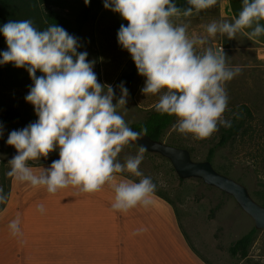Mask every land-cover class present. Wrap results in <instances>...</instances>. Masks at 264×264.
Wrapping results in <instances>:
<instances>
[{
  "label": "clouds",
  "instance_id": "1",
  "mask_svg": "<svg viewBox=\"0 0 264 264\" xmlns=\"http://www.w3.org/2000/svg\"><path fill=\"white\" fill-rule=\"evenodd\" d=\"M83 3L88 6L90 0ZM186 4L180 8L175 0H103L104 9L126 21L119 27L117 43L144 78L142 94L158 96L154 109L176 118L173 130L202 140L221 126H232L224 116L229 100L225 85L241 72L239 66L227 64L222 46L209 41L218 34L228 40L238 33L260 36L264 0H242L238 17L214 20L202 26V33H189V23L183 20L230 0H186ZM0 36L6 45L0 65L26 70L32 84L24 99L37 117L8 134L6 144L16 155L8 161L6 175L49 194L69 186L95 193L109 184L115 192L114 211L126 213L151 205L156 185L139 168L145 148L140 146L123 163L118 159L129 141L137 139L118 112L126 108L129 95L124 82L116 88L98 82L94 62L87 59L86 51H79L80 40L57 24L38 30L31 20H10L0 26ZM57 150L59 158L48 168L29 164ZM125 172L141 179L113 183L115 174ZM5 200L0 188V203ZM38 210L44 211L42 204ZM9 229L13 235L19 232L18 218Z\"/></svg>",
  "mask_w": 264,
  "mask_h": 264
},
{
  "label": "rangeland",
  "instance_id": "2",
  "mask_svg": "<svg viewBox=\"0 0 264 264\" xmlns=\"http://www.w3.org/2000/svg\"><path fill=\"white\" fill-rule=\"evenodd\" d=\"M223 19L228 17L224 7L218 4L183 22L189 23V33H202L203 25ZM122 23L126 24V21L118 14L102 8L82 34L83 51L88 53L87 59L94 62L93 70L98 82L114 88L122 82L120 76L131 61L129 54L117 43V32ZM209 44L222 46L227 64L241 68L240 74L225 85L229 98L228 111L244 105L251 113L237 139L217 149L210 164L216 172L245 187L252 200L260 205L264 193V50L239 33L233 40L218 34ZM31 84L12 88L9 84L2 85L0 113L9 106H17L34 114L33 107L24 99ZM143 86L144 78L139 77L129 92L126 108L118 109L128 126L144 122L158 101V96L143 95ZM224 116L227 118L226 112ZM27 125L12 122L3 128V136L0 137V186L4 195L7 190L9 192V177L6 175L10 170L8 161L16 155L15 149L6 144L7 136L12 130ZM217 138L218 131L201 140L191 134H181L171 126L164 131L161 142L185 149L192 161L202 162ZM138 152L137 146L128 143L118 154V159L123 163L127 157H134ZM58 158L57 150L46 159L30 161L29 164L40 165ZM139 168L145 177L152 178L156 185L155 193L174 207L190 249L205 264H264V232L260 230H256L246 258L233 257L227 251L232 243L254 228L250 217L231 196L207 186L200 179H180L169 161L158 154L145 152ZM119 174L135 182L141 179L126 172Z\"/></svg>",
  "mask_w": 264,
  "mask_h": 264
},
{
  "label": "crops",
  "instance_id": "3",
  "mask_svg": "<svg viewBox=\"0 0 264 264\" xmlns=\"http://www.w3.org/2000/svg\"><path fill=\"white\" fill-rule=\"evenodd\" d=\"M175 3L188 6L186 0ZM241 6L242 0L223 6L229 21L238 17ZM241 35L264 50V33ZM115 175L113 183L128 179ZM8 187L0 212V264H205L190 249L174 207L156 195L148 207L125 213L112 209L115 192L109 184L95 193L69 186L49 194L9 177ZM17 218L19 232L13 235L9 224Z\"/></svg>",
  "mask_w": 264,
  "mask_h": 264
},
{
  "label": "trees",
  "instance_id": "4",
  "mask_svg": "<svg viewBox=\"0 0 264 264\" xmlns=\"http://www.w3.org/2000/svg\"><path fill=\"white\" fill-rule=\"evenodd\" d=\"M102 8L103 0H90L88 6L84 5L83 0H0V26L10 20H31L33 26L38 30H45L50 25L57 24L80 40L82 46L79 51H83V31ZM4 50H6L5 41L0 36V52ZM39 75L41 74L37 72V76ZM139 77L131 60L120 76V80L124 82L128 93ZM31 83L25 69H17L11 64L0 65V87L4 84H9L11 88L22 87ZM226 114L227 118L231 119L232 126L230 128L219 127L217 141L209 148L205 161L210 162L217 149L232 144L242 132L246 120L251 116L250 110L244 105L226 111ZM36 119L34 114L21 110L17 106H9L0 113V125L3 128L12 122L29 124ZM175 123L176 118L174 116L161 115L153 109L148 113L144 122L129 127L145 134L152 140L161 141L164 131ZM155 195L168 202L159 194L155 193ZM4 196L6 200L4 203H0V212L6 205L8 190ZM260 205L264 207V193ZM255 233L256 229L253 228L237 239L228 247V253L240 259L246 258Z\"/></svg>",
  "mask_w": 264,
  "mask_h": 264
},
{
  "label": "water",
  "instance_id": "5",
  "mask_svg": "<svg viewBox=\"0 0 264 264\" xmlns=\"http://www.w3.org/2000/svg\"><path fill=\"white\" fill-rule=\"evenodd\" d=\"M129 128L137 137L130 140L129 144L138 148L143 146L145 152L158 154L167 159L180 179H200L207 186L231 196L238 207L250 217L254 228L264 232V207L252 200L245 187L216 172L208 161H192L187 150L152 140L136 129Z\"/></svg>",
  "mask_w": 264,
  "mask_h": 264
}]
</instances>
